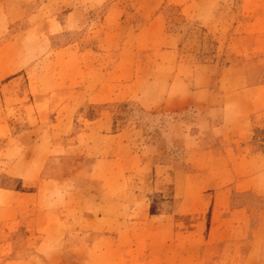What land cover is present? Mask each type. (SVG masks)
Listing matches in <instances>:
<instances>
[{
	"label": "rangeland",
	"instance_id": "374dc122",
	"mask_svg": "<svg viewBox=\"0 0 264 264\" xmlns=\"http://www.w3.org/2000/svg\"><path fill=\"white\" fill-rule=\"evenodd\" d=\"M114 3L124 10L119 7L109 23L105 16ZM156 14L179 36L180 57L213 65L197 82L206 73L218 82L219 69L229 62L244 70L249 83L264 82V0H0V264L176 261V250L166 248L175 239L169 228H191L194 216H168L179 204L174 196L208 188L204 180L191 177L193 169L183 161L186 168L179 171L190 176H170L155 166L162 156L147 171L131 170L128 158L120 170L112 161L94 163L98 154L112 157L113 135L122 127L139 130V137L120 138L136 146L150 140L142 128L166 130L172 155L182 158L180 138L169 133L181 130L178 119L197 113V106L175 113L174 122V113L143 111L137 100L85 101L101 66L110 69L123 48L150 44L136 31ZM83 49L89 51L81 54ZM191 74L186 83H193ZM103 112L109 122L101 127L109 137L102 138L92 120ZM255 123L261 124L252 132L255 145L264 149V123ZM108 127L114 132L107 134ZM242 199L264 204L254 194ZM226 247L224 241L215 249L217 264H237Z\"/></svg>",
	"mask_w": 264,
	"mask_h": 264
},
{
	"label": "crops",
	"instance_id": "0c3cea01",
	"mask_svg": "<svg viewBox=\"0 0 264 264\" xmlns=\"http://www.w3.org/2000/svg\"><path fill=\"white\" fill-rule=\"evenodd\" d=\"M119 7L124 10L122 5H109L105 16L109 23L114 22L109 19L117 16ZM127 19L123 18L122 22L127 23ZM136 35L148 38L150 44L144 48L138 45L137 51L121 49L107 71L96 65L99 68L97 84L85 101L102 105L137 100L145 111L161 107L174 113V122L177 119L175 113L186 111L190 106H197L198 112L180 117L182 129L169 133L180 138L182 158L172 155L166 130L150 132L140 125L144 131L142 135L150 140L136 146L121 142L120 138L127 133L139 137V130L122 127L114 132L108 127L107 134L114 132L109 151L112 157L98 154L94 166L112 161L113 168L120 170L128 158L131 170L147 171L154 166L155 157L162 156L163 161L155 166L169 172L170 176L180 173L188 178V173L179 171L186 168L180 163H187L193 169L191 177L204 180L208 188L202 185L191 195L174 196L179 197V204L175 213L170 212L168 216L189 215L186 211L194 216L191 228L179 227L178 223L169 228L175 239L166 241V248L176 250L174 264L186 261L188 264H217L215 249L224 241L225 246L232 247L231 263L237 259V264H264V204L242 199L248 194L264 199V149L256 147L252 134L261 125L255 122L264 123V82L249 83L244 70L234 62L219 69L218 82L214 83L213 76H207V73L202 82H197L202 69H213V65L191 64L180 57L179 36L165 29L159 14L146 17ZM88 51L83 49L80 53ZM190 71L193 74L191 84L186 83ZM87 82L84 80L81 88ZM105 121L109 122L105 112L92 120L96 123L98 137H109L101 127ZM246 121L254 124L247 125ZM104 145L105 142L100 147ZM176 183L181 187L182 182ZM236 196L241 197L239 203H235ZM185 202L189 210H186ZM183 237L192 239L184 240ZM162 262H166L164 257Z\"/></svg>",
	"mask_w": 264,
	"mask_h": 264
},
{
	"label": "trees",
	"instance_id": "16d2710c",
	"mask_svg": "<svg viewBox=\"0 0 264 264\" xmlns=\"http://www.w3.org/2000/svg\"><path fill=\"white\" fill-rule=\"evenodd\" d=\"M142 109V108H141ZM144 111V109H142Z\"/></svg>",
	"mask_w": 264,
	"mask_h": 264
}]
</instances>
